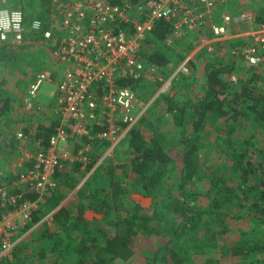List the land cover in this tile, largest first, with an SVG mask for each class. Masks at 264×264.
Segmentation results:
<instances>
[{
  "label": "built area",
  "instance_id": "obj_1",
  "mask_svg": "<svg viewBox=\"0 0 264 264\" xmlns=\"http://www.w3.org/2000/svg\"><path fill=\"white\" fill-rule=\"evenodd\" d=\"M229 1L51 0L47 19L35 17L28 23L20 7H0V56L8 46L41 45L58 67L37 72L22 98L26 110L42 111L35 105L39 90L53 83L55 119L45 143L38 140L24 163L9 170L11 183L0 186V259H11L26 235L51 224L56 209L36 223L32 213L56 189L57 173L79 165L86 178L91 175L148 108L172 94L175 83L190 74L189 60L198 52L210 55L217 46L225 48L233 59L253 68L264 90V20L257 21L251 12H220ZM161 20L172 25L165 46L175 36L200 31L193 49L168 75L164 66L145 64L142 58L144 41ZM27 33L32 34L30 42ZM144 78L157 83L148 100L122 84ZM230 81H236L235 74ZM16 138L26 136L18 132ZM25 194L36 198L23 199Z\"/></svg>",
  "mask_w": 264,
  "mask_h": 264
},
{
  "label": "rangeland",
  "instance_id": "obj_2",
  "mask_svg": "<svg viewBox=\"0 0 264 264\" xmlns=\"http://www.w3.org/2000/svg\"><path fill=\"white\" fill-rule=\"evenodd\" d=\"M115 1V0H114ZM118 1V0H116ZM0 7H20L25 14L26 22L31 18H39L42 6L38 0H0ZM220 12L229 13H248L251 12L257 19H264V0H230L228 7H222ZM49 14V13H48ZM41 19V18H40ZM45 19H41L45 21ZM260 19V20H261ZM242 30V28H240ZM243 31V30H242ZM208 31L204 32L207 33ZM200 31H188L181 36H175L172 38V42L168 46L162 45V42H158L156 46L159 48L167 60L164 66V75H168L169 72L180 63V61L193 49V43L198 38ZM238 41L236 40L235 43ZM40 48L38 45L25 44L24 46H8L4 48L0 56V100L9 98V104L17 111L20 110L21 100L28 87L29 81H31L34 75L42 69L51 68V65L43 63V59H39L38 54H34V50ZM37 51V50H36ZM41 53V49L39 50ZM48 54L46 53V56ZM37 57V58H34ZM219 68L223 70L222 77L225 81L229 80V74L236 75V81L234 84L228 87L238 91L240 86L251 78L256 73L250 69L243 61L239 59H233L223 47H216L213 54H205L198 52L189 60L190 74L187 77L180 78L174 85V92L170 95H164L154 105L148 108L145 116L136 125V127H142L145 131V138L148 140L152 136L151 130H155L160 134L163 145L167 148L180 147L187 148V144H183L179 139L191 140V144L197 146L199 154L203 159H206L208 164L215 165L220 161L217 153V143L215 142L217 123H212L210 116H205L204 120L199 122V129L196 131L192 128L191 119L185 123L176 124L173 118V114L176 112L174 107L172 111H169L168 106L171 102L174 105L184 104L190 100H196L204 96L206 90V72ZM230 69V72L227 71ZM228 81V82H229ZM47 84L41 85L39 95H41ZM253 86L257 89H262L260 79L256 77ZM131 88L135 91L137 96L141 99L148 100L157 90V83L147 78L141 79L131 85ZM53 94V93H52ZM45 95L50 100V90L45 92ZM41 97V96H39ZM52 100V98H51ZM50 100V101H51ZM49 102L47 105H42V108H49ZM22 108V107H21ZM187 114V113H186ZM188 118V117H187ZM186 118V119H187ZM241 123L237 127L238 133H234V136L244 138L250 137L252 141L257 143L259 140L264 139V129L256 127L250 116L246 118H240L238 120ZM220 124V122H219ZM150 128V129H149ZM16 143H22L23 140L16 139L13 136ZM11 146H14L12 143ZM21 146H24L21 144ZM18 148V147H16ZM20 148V146H19ZM18 148V149H19ZM35 150V149H34ZM20 153V152H16ZM133 157L131 148L127 146L126 138L123 139L114 149L113 153L104 158L97 169L92 172L86 178L85 169H77L69 167L65 171L70 175L71 179L67 181V184L61 183L59 177L57 179V187L54 191L50 192L47 197H51L52 193L57 197L60 195L62 200L68 192H72L76 196L72 197L66 206L71 214L75 215L78 212V202L81 201L83 205H88L89 199L95 198V200L105 197L108 200V204L112 206L109 213L102 216L96 210H89L91 213L87 215L89 228H103L106 231H112L107 225V221L110 219H118L124 216L128 211L131 212L130 205L137 204L139 210L148 214V217L153 222L152 226L155 231L152 233L144 232V228L139 224H135L133 229L135 235L132 238L131 247L133 249V255L129 261H123L116 259L112 264H172L170 260L168 263L161 261V258L165 252H170L174 249L187 250L191 249L193 243L196 241V237L200 233L208 231L211 225L215 224L213 216L202 213L201 220L196 221L199 223L197 231L193 234H180L178 238L174 240V247L167 244L172 225V214H168L161 208L160 203H156L159 197L152 198L151 195L143 194L134 190L132 183V174L130 172V162ZM10 161H13L9 165ZM17 155L15 157H5L0 154V175L9 177L8 169L18 168ZM8 166L7 170H1V166ZM175 168H172L167 174L162 183V190L166 193H170L175 199L176 196L181 195V191L178 189V182L175 178ZM8 173V174H7ZM7 174V175H6ZM4 181H1L3 183ZM82 182V183H81ZM71 186V187H70ZM70 187V188H69ZM76 188V189H75ZM83 188L82 197L78 196V189ZM183 193L186 195L185 201L188 204L195 205L196 209L202 211L208 205V199L203 195V191L206 189L204 180H195L186 183L183 187ZM51 195V196H50ZM51 203L49 201L40 200L37 203V208H41V212L38 218L45 216L50 212ZM136 209V208H135ZM53 210V209H52ZM85 210L83 213H85ZM145 210V211H144ZM141 211V212H142ZM224 213V218L221 224L227 228V232L218 235L216 238V244L218 247H226L230 242H236L238 240L246 239L249 243L253 244L258 242L263 246L259 252L251 255L246 259L238 258H225L222 264H264V222L259 225L256 221H252L245 215L244 208H239L236 202L225 205L221 210ZM176 222V221H174ZM43 227L48 231H53L54 226L40 225L38 228ZM25 230H21V233ZM81 231L78 229L68 228L61 229L57 233V242L53 239L33 241V243H27L31 240L32 235L28 234L22 241L26 251L25 264H77V259L72 252V247L75 244ZM19 233V235L21 234ZM47 241V242H46ZM53 243L55 244L52 247ZM250 245V244H249ZM181 251V250H180ZM194 251V250H193ZM43 253L44 256H40ZM196 256L197 259L193 260L186 258L182 264H204L207 259H212L215 255L202 254V256ZM184 256V255H183ZM213 264V263H206Z\"/></svg>",
  "mask_w": 264,
  "mask_h": 264
},
{
  "label": "trees",
  "instance_id": "obj_3",
  "mask_svg": "<svg viewBox=\"0 0 264 264\" xmlns=\"http://www.w3.org/2000/svg\"><path fill=\"white\" fill-rule=\"evenodd\" d=\"M38 1L42 6V11L38 16L45 19L49 13L51 0ZM260 19L257 21L264 20ZM171 33L170 20H161L155 24L142 48V58L145 64L161 66L168 64L163 53L154 45H157L158 42H162L163 45L164 40ZM251 69L253 70V68ZM227 71L230 72V69ZM222 72L223 70L219 68L206 72V90L202 98L187 101L183 105H174L172 102L168 105L171 106L168 108L169 111L177 107L173 114L177 125L185 123L193 117L192 128L196 131L199 129V122L204 120L205 116H210L212 123L218 124L215 142L221 162L215 165L208 164L206 159H203L199 154L197 146L192 145L189 139H179L181 143L188 145L187 148H167L163 145L160 134L155 130H151L152 136L147 140L144 128L137 126L132 128L126 137L127 146L133 153L130 172L134 190L151 195L152 198L158 196L159 200L156 203H160L161 208L169 215L172 214L170 229L172 236L167 241L168 245L174 247V240L180 234L196 232L199 227V223L196 221L201 220L202 215L200 214L206 213L216 220L207 232H202L196 237L198 243L195 241L191 249L185 248L187 250L184 251L174 249L168 253L165 252L161 258V261L165 263L171 260L172 264H182L186 258L195 260L198 254L202 256V254L212 252L215 255L208 261L206 259L204 264L207 262L222 264L221 260L225 258L246 259L263 249V246L258 242L251 244L246 239L230 242L226 247H218L216 244L217 236L227 232V228L221 224L224 218V213L221 210L225 205L236 202L237 207L244 208L247 218L256 221L258 225L264 222V139L257 143V140L254 142L249 136L244 138L233 135L238 133V123H241L238 120L240 118L247 119L249 116L256 127L264 129V90L253 86L256 77L259 78L255 74L245 81L238 91L231 92L228 83L230 85L234 83L229 80L225 81ZM137 81L139 80L125 79L122 84L131 87ZM7 103L6 99L0 102V112L6 110ZM52 126L41 128L37 133V139L41 143H45L52 131ZM73 168L77 170L80 169V166L74 165ZM172 168L176 169L175 178L178 182V189L182 192L175 199L170 193L165 195L166 192L162 190V183ZM58 177L64 184H67V181L71 179L65 169L57 173ZM12 179L11 176L8 178L2 176L0 180L4 182L0 181V186L9 185ZM195 180H204L206 185L203 195L208 199V205L202 211L197 210L195 205L188 204L184 199L186 195L183 193V187L186 183ZM83 191V188H79L78 196L82 197ZM55 194L52 193L51 197L42 198L43 201L51 203L50 211L59 205L62 198L60 195L58 197L56 195L55 198ZM35 198L36 196L31 194L23 196V199L28 200ZM89 200L88 205H83L81 201L78 202V212L75 215L71 214L65 205L56 209L50 218L54 230L37 228L33 233H30L32 237L27 243L44 239L47 241L53 239L57 242L56 235L61 229L73 228L81 231L72 247L77 264H112L116 259L129 261L134 253L131 243L136 233L133 229L135 224L141 225L144 232L153 233L155 231L148 214L137 209L139 208L137 204H133L130 205L131 212L127 211L121 218L107 221V225L112 231L109 232L99 227L89 228L88 221L83 217L85 209L96 210L105 217V214L109 213L112 208L105 197L97 200L93 197ZM41 212L43 210L38 207L32 213V223H36L41 218L37 216ZM27 228L28 226L25 229ZM24 244L21 241L13 250L12 258L0 259V264H25L26 247ZM54 246L53 243L52 247ZM40 256H44V254L40 253Z\"/></svg>",
  "mask_w": 264,
  "mask_h": 264
},
{
  "label": "crops",
  "instance_id": "obj_4",
  "mask_svg": "<svg viewBox=\"0 0 264 264\" xmlns=\"http://www.w3.org/2000/svg\"><path fill=\"white\" fill-rule=\"evenodd\" d=\"M118 1H120V0H118ZM29 21L30 20H28L27 23ZM31 38H32V34L27 33L26 41L30 42L32 40ZM27 39H29V40H27ZM22 46H24V45H22ZM19 47H21V46H19ZM38 47H40V48H37L33 51L34 54H38L39 59L40 60L43 59V63L51 65V68H46V69H51L52 71H55L54 69H57L58 67L56 65V62L53 61L52 58L50 57L48 48H45L41 45H38ZM40 49H41L42 53L39 51ZM46 53L48 54L47 56H46ZM34 58H37V57H34ZM46 69H42V70H46ZM29 83H30V81H29ZM47 85L48 86H46L45 91L41 95H38L37 100L35 102V105L39 104L42 107V105L44 106V105H47L49 102H51L49 108H43L42 111H39V112L34 111V110L29 111V110H26L24 108L22 100H21L20 105L22 108L20 107L19 111H17V109H15V108L13 110L12 106H10V104H9V98L6 97V100H8L7 108H6V110H3L2 112H0V154L4 155L5 157H8L9 155H10V157H15L17 155L18 160H17V163L15 165L18 168L20 167L21 163L22 162L24 163V161L26 160L25 155L33 153L34 149H36L35 144L38 142L37 133L39 132V130L41 128H49L53 125L55 115H54V112L52 110L53 100H51V98H52V93L54 91V84L51 83V84H47ZM49 90H50V96H51L50 100L51 101L45 95V92L49 91ZM39 96H41V97H39ZM0 102H1V100H0ZM18 132L23 133V135L26 136V138L23 139L24 142L21 143L24 146H21L20 143H16V141L13 137L14 135L16 136V133H18ZM12 143L14 144V146H11ZM19 146H20V148H19ZM16 147H18L19 149ZM16 152H20V153L18 154ZM12 162L13 161H10V159H9V165ZM1 168H2L1 170H5V169L7 170L8 166H4V163H3V166H1ZM18 168H16V169H18ZM10 169H14V167L9 168L8 173H9ZM1 177L2 176L0 175V179H1ZM73 196H76V195L73 194L72 192H68L67 195L60 201L59 205L55 209H58L59 207H61L63 205L66 206V204L72 200ZM90 213L91 212L89 210H85V213H83V217L85 219H87L86 216L89 215Z\"/></svg>",
  "mask_w": 264,
  "mask_h": 264
}]
</instances>
